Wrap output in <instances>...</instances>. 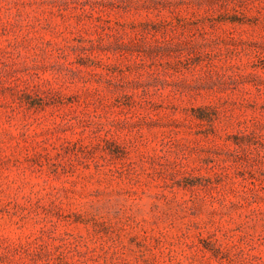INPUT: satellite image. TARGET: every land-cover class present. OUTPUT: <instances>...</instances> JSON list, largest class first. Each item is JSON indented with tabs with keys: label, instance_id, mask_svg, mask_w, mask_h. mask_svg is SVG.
<instances>
[{
	"label": "rangeland",
	"instance_id": "obj_1",
	"mask_svg": "<svg viewBox=\"0 0 264 264\" xmlns=\"http://www.w3.org/2000/svg\"><path fill=\"white\" fill-rule=\"evenodd\" d=\"M0 264H264V0H0Z\"/></svg>",
	"mask_w": 264,
	"mask_h": 264
}]
</instances>
